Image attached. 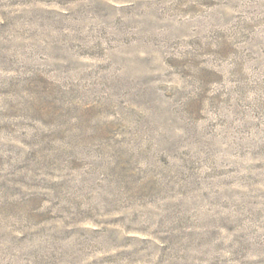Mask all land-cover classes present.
<instances>
[{"label":"rangeland","instance_id":"rangeland-1","mask_svg":"<svg viewBox=\"0 0 264 264\" xmlns=\"http://www.w3.org/2000/svg\"><path fill=\"white\" fill-rule=\"evenodd\" d=\"M0 264H264V0H0Z\"/></svg>","mask_w":264,"mask_h":264}]
</instances>
